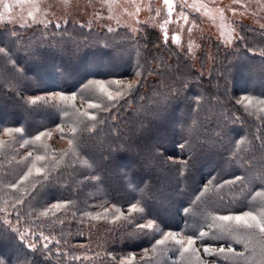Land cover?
<instances>
[{
    "label": "trees",
    "instance_id": "obj_1",
    "mask_svg": "<svg viewBox=\"0 0 264 264\" xmlns=\"http://www.w3.org/2000/svg\"><path fill=\"white\" fill-rule=\"evenodd\" d=\"M237 27L232 45L212 41L208 66L206 48L197 65L149 25L135 33L70 21L59 29L0 25L6 264H264L259 228L216 219L250 212L264 222V195H257L264 193V28ZM114 80L140 82L119 101L91 83ZM107 90L115 94L114 85ZM54 91L57 104L44 95ZM55 138L64 144L56 147ZM132 204L138 210L130 213ZM149 220L145 235L137 226ZM169 231L208 236L196 239L191 257L171 238L156 244ZM202 245L225 252L206 255Z\"/></svg>",
    "mask_w": 264,
    "mask_h": 264
},
{
    "label": "rangeland",
    "instance_id": "obj_2",
    "mask_svg": "<svg viewBox=\"0 0 264 264\" xmlns=\"http://www.w3.org/2000/svg\"><path fill=\"white\" fill-rule=\"evenodd\" d=\"M171 2L173 10L169 14L163 0H0V25L10 24L23 28L34 25H61L70 21L85 27L116 29L123 26L138 31L149 25L158 28L164 39L167 33V40L186 49L197 65L201 51L206 48L208 66L213 56L212 41L219 40L226 45H232L238 38V22H250L264 28V0ZM181 5H195L199 11L184 7L183 11L188 17L185 22L178 18ZM193 20L195 25L192 24ZM44 95L57 104V92ZM53 144L61 147L64 141L55 138ZM193 249L195 248L190 249L191 257L197 253Z\"/></svg>",
    "mask_w": 264,
    "mask_h": 264
},
{
    "label": "snow or ice",
    "instance_id": "obj_3",
    "mask_svg": "<svg viewBox=\"0 0 264 264\" xmlns=\"http://www.w3.org/2000/svg\"><path fill=\"white\" fill-rule=\"evenodd\" d=\"M234 2H236V0H234ZM163 3L164 5L167 7L168 9V12L169 14H171L172 10H173V4L171 2V0H163ZM192 7L194 8V10L196 11H199V8H197L195 5H181V11L179 12L178 14V18L179 19H183L185 20V22H187L188 20V17L187 15L185 14V12L183 11L184 7ZM139 11V8H137V12ZM234 11V10H233ZM223 12V10H221V13ZM159 14V13H157ZM67 21H65L66 23ZM166 23L168 21H165ZM192 24L195 25V21L193 20L192 21ZM47 27V25L45 26ZM55 27L57 29H59L61 27L60 24H56ZM81 27H83V25H81ZM264 27V26H262ZM108 31L109 32H112L114 31V29H112L111 27L108 28ZM131 31L133 33H135L136 31H138V29H131ZM189 31H191V28H189ZM132 39H135V36L132 37ZM242 39V38H241ZM167 33H165V43H167ZM189 51H191V48L189 49ZM4 52V49L2 47H0V53ZM261 55L264 56V51H261ZM137 76H140L141 73H137L136 74ZM140 81L139 80H136L133 82V84H124L122 81H119V80H114V81H108L107 82V85L105 84V82L103 81H93L91 83H94L96 84L100 90L102 92H104L106 95H107V98L109 101H119L120 99H123L125 98L126 96V92L124 91V89H127V92L130 93V92H133L135 89H134V84H138ZM115 86V94L111 91H108L107 88L108 87H111V86ZM123 86V87H122ZM59 95V94H57ZM60 99H65L64 96L60 95L59 96ZM40 99H42L41 97H37L35 100H32L31 103L32 104H36ZM72 99H75V97H72ZM244 99H248L247 97H245ZM243 100L241 101H238V103H241L243 104ZM261 103H264V101H261ZM90 108H94V107H97V105H92L90 104L89 105ZM92 119H95V117H92ZM7 132H11L13 131L12 129H6ZM15 132L17 133H20L22 131L21 128H16L14 130ZM63 130L61 129V132ZM42 135H45V133H41L40 135L36 136V139L39 140L41 138ZM71 140L69 141V143L71 144ZM177 147H180L181 149L184 147V145L180 144V145H177ZM37 160H42L43 157H36ZM169 160H172L171 157H169ZM173 163H175V161L173 160L172 161ZM182 164L186 165L187 164V160H183L181 162ZM39 171V169L37 170ZM31 170H29V174H30ZM27 178V177H25ZM236 180H239V177L236 178ZM235 181H226V183H234ZM257 195H264V193H257ZM197 199H199V197H197ZM61 205L59 203L57 204H53L52 205V208H60ZM50 210V209H49ZM137 205L136 204H132L131 207L128 209V211L131 213L133 211H137ZM139 211H142V209H140ZM185 211H187V209H185ZM41 215H47V211L44 212V213H41ZM248 217H251V219L253 221H256V217L255 216H252V214L250 212H243L242 215H226V216H219L218 218L216 219H219L221 221H230V220H235L237 222H242L244 224L245 227L247 228H259V231L261 233H264V222L262 221H256L255 224H250L248 223V220L246 218ZM17 219H19V216L17 217ZM138 229L143 232V234L147 235L148 233L145 232L144 230L145 229H151L153 227V221L149 220L146 224H139L138 226ZM209 227H211V225H209ZM14 231H17L19 232L18 229H14ZM20 236H21V239H24L27 235V233H19ZM33 235H35V233H33ZM163 235V238L162 239H158L156 240V244H164L165 241H168L169 238H171V240L176 244V245H179L183 251L187 252L190 248H192L193 245L196 244V239H200V240H204L205 237L208 236V233L205 232V231H200L199 232V235L198 237H195L194 238V235H187L186 238H178L179 234L178 233H174V232H165L162 234ZM40 239L44 240V241H47L46 243L43 244V250L45 252H51V249L49 248V244L52 243V241L47 237V236H44L42 233H41V236H40ZM56 243L58 244L59 241H56ZM29 248H31L32 250H37V245L35 242L33 243H30L29 245ZM203 246V245H202ZM203 249H204V253L206 255H221L225 252V249L223 247H220L218 249H212L211 246H203ZM148 249H145L144 252L145 254L147 253ZM193 251H197L196 249H193ZM232 248L229 247L228 248V252H232ZM242 255V254H240ZM26 259V256L24 257ZM227 258V257H225ZM20 259V257H18V260ZM76 259H78V257H76ZM113 259H115V257H113ZM131 259H135V255H132ZM0 264H6V258L4 257H0ZM201 264H207L206 261H202ZM212 264H215V261H212Z\"/></svg>",
    "mask_w": 264,
    "mask_h": 264
}]
</instances>
